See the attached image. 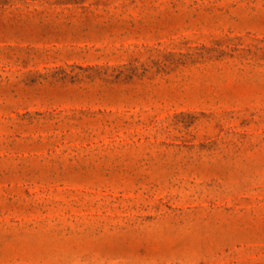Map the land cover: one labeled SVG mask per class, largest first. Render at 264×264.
I'll return each mask as SVG.
<instances>
[{
  "label": "rangeland",
  "instance_id": "1",
  "mask_svg": "<svg viewBox=\"0 0 264 264\" xmlns=\"http://www.w3.org/2000/svg\"><path fill=\"white\" fill-rule=\"evenodd\" d=\"M0 264H264V0H0Z\"/></svg>",
  "mask_w": 264,
  "mask_h": 264
}]
</instances>
